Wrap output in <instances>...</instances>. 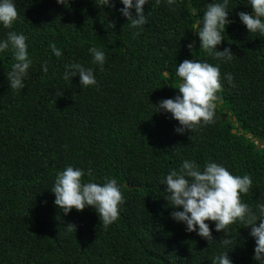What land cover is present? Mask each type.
Returning <instances> with one entry per match:
<instances>
[{"label": "trees", "instance_id": "trees-1", "mask_svg": "<svg viewBox=\"0 0 264 264\" xmlns=\"http://www.w3.org/2000/svg\"><path fill=\"white\" fill-rule=\"evenodd\" d=\"M13 2L20 19L12 29L0 25V41L9 31L25 35L32 64L25 86L13 90V52H0V264H212L228 251L233 264H259L250 226L237 221L225 236L206 221L215 238L209 243L172 218L182 209L170 206L162 183L184 160L201 170L216 162L252 179L242 202L257 214L264 204V146L257 148L264 140V35L239 19L252 12L249 0H228L231 22L218 50L230 47L231 61L206 55L193 29L210 3L223 0H149L139 28L120 13L121 0L114 8L96 0ZM92 47L105 53L103 69ZM184 59L219 66L223 90L215 123L180 134L179 122L156 104L179 94ZM73 63L92 68L97 84L83 87L79 74L63 79ZM68 166L84 170V183L116 179L125 197L116 222L104 228L92 207L64 214L55 205L51 189Z\"/></svg>", "mask_w": 264, "mask_h": 264}, {"label": "clouds", "instance_id": "clouds-1", "mask_svg": "<svg viewBox=\"0 0 264 264\" xmlns=\"http://www.w3.org/2000/svg\"><path fill=\"white\" fill-rule=\"evenodd\" d=\"M148 2L149 0H136L133 4V0H121L124 7L119 11L130 21L131 27L139 28L147 22L144 5ZM57 3L65 5V0H57ZM96 3L100 7H115V0H96ZM156 3H159V0H156ZM175 3L176 0H167L168 5ZM249 4L252 12H239V19L249 33L259 32L264 35V0H249ZM227 6L228 0H223V3H210L202 17L196 20L193 29L196 30L200 48L206 55L231 61L234 53L230 47L224 48L223 51L218 50V46L225 39L223 32L231 22L228 19ZM18 19L20 15L13 0H0V25L5 29H12ZM26 41L25 35L15 31H9L7 39L0 41V52L9 48L13 52L15 62L7 74L13 90H20L25 86L24 80L32 64ZM49 47L57 57L62 55V51L55 44ZM187 47L192 49L194 45L189 43ZM89 52L92 54L93 63L103 69L105 53L95 47L90 48ZM43 71L47 72V66L43 67ZM77 74L83 87L97 84L93 69L85 68L80 63L67 65L63 79H72ZM176 75L181 80L178 86L179 94L175 98L160 100L156 104V112L171 113L179 122L180 127L175 131L180 134L214 124L217 105L221 99L218 94L223 90L219 66H213L206 61L184 59L179 63ZM232 79L231 73L227 74L229 83ZM56 95H63V92L57 91ZM189 139L191 140L192 136ZM87 175L91 177V170H88ZM84 176V170L72 166L59 172L51 189L55 195L54 203L64 214L70 213L72 209L82 212L86 207H92L97 212L100 223L107 228L119 219L120 205L125 203V197L115 178L105 177L103 184L91 180L84 183ZM162 183L167 185L165 192L169 194L167 200L170 206L182 209L172 211V218L184 223L187 232H197L200 237L211 243L215 238L206 221L214 222L215 230L223 232L225 236H228L230 226L239 221L244 227L250 226L249 235L255 239L253 259L259 264H264V204L257 205V214L241 199L242 194L246 195L252 188L250 176L233 175L226 167L216 162L207 163L201 170L195 161L184 160L178 170L172 169L168 172ZM67 226L76 231V225ZM221 243L229 245L232 241L223 239ZM228 252L217 256L212 264H233Z\"/></svg>", "mask_w": 264, "mask_h": 264}, {"label": "water", "instance_id": "water-1", "mask_svg": "<svg viewBox=\"0 0 264 264\" xmlns=\"http://www.w3.org/2000/svg\"><path fill=\"white\" fill-rule=\"evenodd\" d=\"M227 113L225 112V113H223V119H225L226 117H227ZM230 118H232V117H230ZM233 119V118H232ZM239 124H238V122H236V126H238ZM234 133H236L237 132V129H233L232 130ZM239 133L241 134L242 133V130L241 129H239ZM246 136L247 137H250L251 136V134L250 133H246ZM256 140V139H255ZM264 146V140H262V141H260V142H258V144H257V148H261V147H263Z\"/></svg>", "mask_w": 264, "mask_h": 264}]
</instances>
